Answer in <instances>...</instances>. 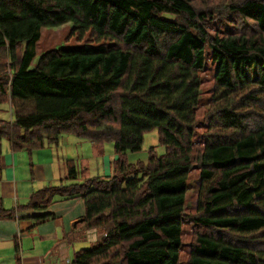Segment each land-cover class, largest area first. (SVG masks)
<instances>
[{
  "label": "trees",
  "instance_id": "obj_1",
  "mask_svg": "<svg viewBox=\"0 0 264 264\" xmlns=\"http://www.w3.org/2000/svg\"><path fill=\"white\" fill-rule=\"evenodd\" d=\"M224 10L192 0H0V104L22 110L0 119V141L33 152L70 135L99 154L111 144L117 157L111 176L76 183L72 166L20 207L83 202L77 223L104 237L71 264H179L186 222L187 264H264V0H229ZM68 23L83 44L32 66L41 30ZM208 52L216 70L196 143ZM153 130L164 153L152 147L146 163L129 164Z\"/></svg>",
  "mask_w": 264,
  "mask_h": 264
},
{
  "label": "crops",
  "instance_id": "obj_2",
  "mask_svg": "<svg viewBox=\"0 0 264 264\" xmlns=\"http://www.w3.org/2000/svg\"><path fill=\"white\" fill-rule=\"evenodd\" d=\"M8 105L13 118L5 121L12 122L17 111ZM75 139L72 145L84 150L89 148ZM59 147L14 151L7 140L0 141V264H64L71 262L77 252L90 249L79 247L80 240L94 245L104 237L102 232L87 230L77 223L85 213L79 199L59 200L45 212L20 209L34 192L66 181L69 168L75 164L74 158L80 154L70 157L59 153ZM92 147L97 156L102 155ZM114 156L112 161L102 160L103 175L98 170L88 173L85 180L111 176L112 164L117 158ZM44 213L53 217L38 222L35 218Z\"/></svg>",
  "mask_w": 264,
  "mask_h": 264
},
{
  "label": "rangeland",
  "instance_id": "obj_3",
  "mask_svg": "<svg viewBox=\"0 0 264 264\" xmlns=\"http://www.w3.org/2000/svg\"><path fill=\"white\" fill-rule=\"evenodd\" d=\"M193 5L197 9H211L222 12V16H225L227 13L224 10L227 2L229 0H192ZM230 18V17H229ZM248 28L246 25L242 23L238 24V28L242 27ZM72 30V24L68 23L62 25L60 27L53 28H43L41 30L40 39L36 43V58L34 59L32 66L38 61V58L47 51L50 50H58L63 48H76L81 46L83 43L78 42L76 38L71 37L70 33ZM215 63L211 60V53L208 52L206 56L205 62V70L202 73L201 77L204 80V85L201 89L200 95V106L197 110V128L194 136V142L200 143L202 141L203 132L206 131L205 124L207 121L205 120V110L208 104L210 92H211V84L213 76L215 75ZM17 111L21 109L17 106ZM10 106L7 103L0 104V119L9 120L13 118L12 110L10 111ZM22 111V110H21ZM74 136L63 135L60 138L59 146L56 144H47L42 149H47L52 146L59 147V153H65L70 157H74V153L80 154V156H76L74 158L76 167L78 180L76 183H82L86 179V175L93 174L96 171H100V175L102 174V160L105 158H109L111 160V156L113 154V147L111 144H108L104 148V152L101 156H97L95 151L93 150L92 145L88 141L81 140L85 144H88L86 149L76 147L73 144L75 141ZM152 147L156 148L157 155H161L164 153V149L159 146L158 143V131L153 130L144 135V141L142 145V150L138 153H127L126 158L129 164H135L137 162L146 163L148 160V150ZM110 156V157H109ZM115 157V156H114ZM112 161V160H111ZM73 162V161H72ZM111 174V173H110ZM200 188V171L198 168H193L190 171L189 178L187 181V192H186V202L184 212L186 215H193L195 213L196 204H197V195ZM192 236H193V226L190 223H184L182 227V247L180 249V259L179 264H187L188 255L190 253V247L192 244ZM82 248H92L96 244H89L87 240L79 241ZM75 246V243H74ZM78 247V246H76Z\"/></svg>",
  "mask_w": 264,
  "mask_h": 264
},
{
  "label": "built area",
  "instance_id": "obj_4",
  "mask_svg": "<svg viewBox=\"0 0 264 264\" xmlns=\"http://www.w3.org/2000/svg\"><path fill=\"white\" fill-rule=\"evenodd\" d=\"M64 264H71V262H70V261H67V262H65Z\"/></svg>",
  "mask_w": 264,
  "mask_h": 264
}]
</instances>
